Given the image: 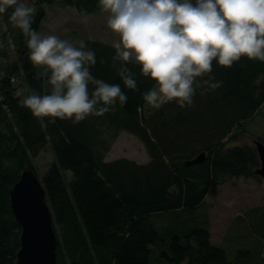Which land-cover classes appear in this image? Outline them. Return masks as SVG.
<instances>
[{"label": "trees", "instance_id": "trees-1", "mask_svg": "<svg viewBox=\"0 0 264 264\" xmlns=\"http://www.w3.org/2000/svg\"><path fill=\"white\" fill-rule=\"evenodd\" d=\"M58 1L81 14L100 9L99 0H36L34 30L41 32L44 5ZM10 13L0 14V41L5 44L0 48L5 61L0 63V264H16L20 248L21 227L10 190L24 169L36 170L34 159L47 148L54 160L40 180L58 236L57 264H264L263 250L256 256L257 249H239L233 262L213 242L209 228L175 222L191 212L210 220L207 196L212 186L230 178L258 177L256 147L240 139L247 132L245 121L264 104V62L242 57L229 68L213 61L205 79L221 81L219 88L203 95L197 89L191 107L170 102L155 109L142 95L154 81L142 76L139 66L128 65L138 90L128 89L117 74L119 65L112 66V43L86 39L97 59L92 75L119 84L127 103L117 102L115 112L77 124L48 123L47 118L42 124L21 106L16 93L14 80L19 78L29 94L43 90L34 78L39 69L28 59L23 33L8 21ZM121 131L142 141L147 161L107 157ZM202 152L203 161L186 164ZM237 222L259 235L264 247V205L252 207Z\"/></svg>", "mask_w": 264, "mask_h": 264}, {"label": "clouds", "instance_id": "clouds-1", "mask_svg": "<svg viewBox=\"0 0 264 264\" xmlns=\"http://www.w3.org/2000/svg\"><path fill=\"white\" fill-rule=\"evenodd\" d=\"M99 6L108 13L107 27L119 37L111 44L112 66L119 65L117 74L128 89L138 90L128 65L139 66L140 74L154 81L142 94L152 108L170 102L191 107L197 89L203 95L219 88L221 81L205 79L213 61L229 68L242 57L264 62V0H99ZM9 9L8 21L23 33L28 59L39 69L34 78L43 92H17L34 118L42 124L46 118L48 123L59 119L77 124L115 112L117 102L127 103L119 84L92 75L96 54L84 41L77 47L34 30V3L0 0V14Z\"/></svg>", "mask_w": 264, "mask_h": 264}, {"label": "rangeland", "instance_id": "rangeland-1", "mask_svg": "<svg viewBox=\"0 0 264 264\" xmlns=\"http://www.w3.org/2000/svg\"><path fill=\"white\" fill-rule=\"evenodd\" d=\"M35 1L24 0L29 6ZM44 7L46 16L42 21L41 35H55L60 39L72 42L75 46L86 39H98L108 43L119 39L107 27L108 13L101 9L91 14H81L73 5L60 1L45 4ZM13 60H15V56L11 53L10 62ZM21 79L14 80L17 85L16 93L18 90L24 89L23 95H29ZM21 98L23 97L21 96ZM244 128L247 132L242 135L240 142L255 146V139H259L264 143V104L253 118L245 121ZM120 156H127L140 162H145L149 158L142 141L126 131L120 132L107 155L110 159ZM53 160L54 156L50 148L44 150L34 159L40 179ZM207 204L210 220L204 217L202 220L200 216L194 218L195 214L191 212L175 222L185 225H189V222H196L202 227L209 228L213 242L222 245L233 262L237 261L236 256L239 249H257L256 256L262 250L264 251L259 235L254 236L251 231L242 227L241 224L238 225L237 222L238 216L245 214L252 207L257 208L261 204L264 205V180L261 176L230 178L225 183L212 186L207 196ZM241 264L244 263L241 262Z\"/></svg>", "mask_w": 264, "mask_h": 264}, {"label": "water", "instance_id": "water-1", "mask_svg": "<svg viewBox=\"0 0 264 264\" xmlns=\"http://www.w3.org/2000/svg\"><path fill=\"white\" fill-rule=\"evenodd\" d=\"M260 166L255 170L264 180V143L255 139ZM205 153L188 160L187 165L201 162ZM11 208L21 227L20 248L16 264H57L58 236L46 190L34 168L27 167L10 190Z\"/></svg>", "mask_w": 264, "mask_h": 264}]
</instances>
